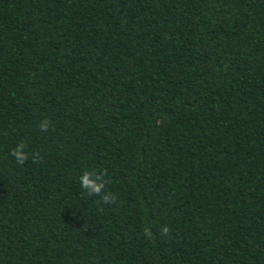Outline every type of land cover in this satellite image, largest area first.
<instances>
[{
  "label": "trees",
  "instance_id": "obj_1",
  "mask_svg": "<svg viewBox=\"0 0 264 264\" xmlns=\"http://www.w3.org/2000/svg\"><path fill=\"white\" fill-rule=\"evenodd\" d=\"M0 264H264V0H0Z\"/></svg>",
  "mask_w": 264,
  "mask_h": 264
},
{
  "label": "clouds",
  "instance_id": "obj_2",
  "mask_svg": "<svg viewBox=\"0 0 264 264\" xmlns=\"http://www.w3.org/2000/svg\"><path fill=\"white\" fill-rule=\"evenodd\" d=\"M13 155L16 157L17 161H19L20 163H23L24 160L27 158L25 152L19 146L17 147V149L13 151ZM80 185L82 188L88 189L90 193L99 192L101 188L103 187L102 185L97 184L95 183V181L89 179L87 174H84L80 177ZM165 231H167V229H165Z\"/></svg>",
  "mask_w": 264,
  "mask_h": 264
}]
</instances>
